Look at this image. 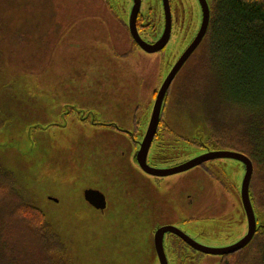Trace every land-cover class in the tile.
I'll use <instances>...</instances> for the list:
<instances>
[{"label": "rangeland", "instance_id": "374dc122", "mask_svg": "<svg viewBox=\"0 0 264 264\" xmlns=\"http://www.w3.org/2000/svg\"><path fill=\"white\" fill-rule=\"evenodd\" d=\"M157 2L150 0L155 9ZM176 2L179 9L191 15L192 23L198 24L197 1ZM103 3L0 0V162L13 169L17 190L44 213L61 242L63 233L72 236L79 264H150L141 248L149 230V214H138L145 211L143 200L150 203L148 208L163 214V221L181 226L199 244L229 246L245 231L228 227L234 224L230 214L239 215V204L235 206L232 198H226L216 181L202 170L167 176L159 182L139 179L137 174L128 177L125 172L115 176L111 159L121 163L123 159H117V155L124 152L127 156L129 144L111 127L90 124L89 118L94 117L85 111L94 112L96 119L99 116V120L119 123L132 117L135 108L136 114L144 115L145 110H137L136 105L143 110L153 102L160 80V74H155L165 73L169 61L186 43L182 35L187 34V22L177 33L182 40L177 47L167 45L164 54H144L135 48L123 57L122 49H128L127 45L112 54L103 40L98 11ZM78 11L81 13L75 15ZM204 44L203 40L174 78L167 95L166 120L179 131L199 127L224 147L238 149L249 144L254 154L246 134L251 130L258 147L251 189L255 194L258 191L264 206V162L258 156L264 148V107L257 108L254 116L236 117L237 110L230 109L221 97L207 94L204 85L209 65ZM211 98L214 112L208 107ZM51 113L57 125L43 127ZM213 164L222 166L229 181L242 178L238 161L225 159ZM86 189L105 194V214L85 201ZM124 200H133L135 206L124 204ZM126 211L136 213H122ZM217 214H225L223 221L216 218ZM210 216L213 218L208 219ZM153 219L151 214L150 221ZM20 245L15 240L0 244V264L29 263ZM254 248L252 245L233 254L228 258L230 264L256 263L260 247ZM135 252L137 257L132 256ZM49 255L54 262L70 264L64 251ZM219 259L198 254L194 264H217Z\"/></svg>", "mask_w": 264, "mask_h": 264}, {"label": "flooded vegetation", "instance_id": "af4514ba", "mask_svg": "<svg viewBox=\"0 0 264 264\" xmlns=\"http://www.w3.org/2000/svg\"><path fill=\"white\" fill-rule=\"evenodd\" d=\"M176 1L177 0H168L169 9L171 13V30H170V35H169V38L166 44L161 49L155 52H147L143 50V48H141V46L134 40V38L131 36V33H130L129 17H130L131 9L134 5L133 0H121L118 2H112L111 0H104L105 3H103L102 5L100 4L98 6V11H100V15H101L99 20L101 21V26H102V31H103L102 37H103L104 42L108 46L109 52L114 54L116 53L115 52L116 48H118L119 46L124 47L125 45H127L128 49L121 48L122 49L121 56L123 57L131 54L135 48L138 49V51L143 52L144 54H151V53L164 54V51L167 48V45H170V48L172 46H174L175 48L180 43H182V40H180V38L177 37V33L183 30L185 26V25L183 26V22L185 23L186 21L187 22V25H186L187 34L186 35L181 34L183 37L187 39L186 43L183 45L181 51L175 56V58L169 61L170 65H169L168 70L166 71V73H168V71L171 69V67L175 63V61L181 56V54L193 42L198 32V29L200 27V22H201L200 7H199V10H200L199 22L198 24H193L190 16L187 19L183 18V16L181 15V12H185V11L184 9H179L177 7L178 2ZM196 1L198 3V0ZM156 7L157 8L155 9L152 6V4L150 3V0H140L139 12L136 18V29L138 31L140 38L147 44H151V45L158 43L165 29V12H164V5H163L162 0H158ZM83 9L84 8H82V10ZM92 10H96V9L92 8ZM177 10H179V12ZM80 13L81 12L78 11V13H76L75 15L80 14ZM106 13L108 14L109 18L107 17ZM202 40L197 45V47L193 50V52L200 46V44L202 43ZM172 52L173 51L171 50V53ZM158 74H160V80L158 81L157 88L154 90L155 95L163 81L161 79H163L162 76L164 75V73L156 72L155 76ZM172 82L170 84V87L172 85ZM168 91H167V94H168ZM167 94L163 102V105L161 107V113L158 118L157 126L153 133V137L150 140L148 150L145 156V163H146L148 171H145L139 165L138 160H137V152L140 149V146H141V143L143 142L144 137L146 136V132L149 126L150 118H151L154 99H153V102L149 101L150 105H148L149 106L148 109L144 108L142 110L139 104L136 105L137 110L139 109L141 111L145 110L144 115L136 114L135 113L136 108H135L134 115L132 117H129V119L125 118L121 120L123 121L121 123H119L120 121L115 122L113 120H104V119L99 120V116H98V119H96L97 115L93 114L94 112L92 113V111H89V110H86L85 114H90L89 116L94 117V120H91L89 118L90 124L98 125L101 127L102 126L111 127V129H114L115 134L123 137L125 141L128 142L129 144L127 156L125 155L124 152L118 153L120 155L119 157L117 155V159L122 158L124 161L121 160V163L120 162L118 163V162H115L113 159H111V166H112L111 168H113V170L116 172L115 176H118L121 173L122 175H125L123 174V172H125L128 174L126 175L128 177H131V176L135 177V174H137L139 179L141 178H144V180L153 179L154 181L159 182L164 177L172 176L175 174H182V173L185 174V173H188L190 170L197 169L198 171L202 170V172L208 178H212L213 180H215L216 184L221 188L220 191L222 192V194L226 198L227 197H229V199L232 198V200H234L235 206H236V202L239 204V213H237L239 215L235 216L233 214H230L231 216L230 218L233 219L235 225L231 224L228 227H234L240 230H243V229L245 230L244 234H242L237 240L228 244L230 246L234 244L235 242H237L238 240H240L241 238H243L247 234L248 229H249L248 216L244 209L242 199H241L242 181H243V177L245 174V164L244 163H242L241 161L232 159V158L217 157V158H212V159L203 161L197 165L191 166L182 171L174 172V173L167 174V175H157L155 173L153 174L152 172H158L160 170L177 168V167H180L181 165L188 164L191 161H195L200 156L209 155L215 151L231 150V151H236L239 153H242V152H240L239 150H235L236 148L221 146L220 144L216 143L215 140H213L209 134L201 131L199 127H196V128L193 127L192 129L187 128L183 131H179L178 126L176 125L173 126L169 124L166 120L167 119L166 115L164 114L166 101H167ZM155 95H154V98H155ZM191 122H193V117L191 118ZM56 125L57 123H56L55 115L51 113L48 115L47 123L42 126L43 127H46V126L53 127ZM225 159H231V160H235L239 162V164L242 167V170H241L242 178H235V180L230 179L231 181H229V178H227L228 176L226 177L225 174L222 173L224 172V169L222 168V166L213 164L214 161H217V160L220 161V160H225ZM252 166H253V163H252ZM91 172H94V171H91ZM251 178H252V175H251ZM251 178H250L249 187H248L249 188L248 195H249V200H250L252 211H253V222H254V227H255L254 234L252 238L250 239V241L244 247H241L240 249L232 253H228L224 255L216 254L215 256H219L220 258L217 264L229 263V260H228L229 257H231L233 254L242 253L245 250H248L247 248L252 247V245H255V248L260 247V250H259L260 258L254 264H264V255L262 254V249H264V246H261V240L264 238V206L262 205L261 196L259 198L258 191H257V194H255L253 190L251 189V180H252ZM98 191L101 192L100 190ZM102 194L105 198V207L103 209H98V208L96 209L99 210L101 214H105V210L107 209V206H108V200L105 194L104 193ZM83 198H84V192H83ZM85 201L88 204H90L87 200ZM143 203H145V211L144 212L140 211L139 213L138 212L137 213L138 214H149V216L146 217L149 222V230L147 229L146 234H144L145 239L142 241V245H141V248L142 249L144 248V253L146 254L145 261L150 262V264H161L160 254L158 253L157 248H156V233L162 230L163 227L168 226V227L176 228L179 231H181L185 236H187L189 240L198 243L197 241L194 240L192 235L188 233L187 230H185L181 226L173 223V221L171 222L163 221V217H162L163 214L151 208H148L150 207V203H148L147 200H143ZM165 203L167 204L166 201ZM124 204L135 206V202L133 200L132 201L124 200ZM91 206L94 207L93 205ZM122 213L123 214H135L136 212L126 211ZM151 214H154V219L150 221ZM222 215L225 216V214H217L216 218H218V220L223 221ZM211 217L212 216H210L208 219H211ZM57 226L59 225L58 224L55 225L56 229H57ZM234 228L232 229L235 231ZM63 236L64 237L62 239L64 242H62V244H63V249L66 255V258L69 259L68 262L70 264H79L77 260L75 259V253H76L74 250L75 242L72 236L67 232L63 233ZM257 239L258 241L253 244L252 242ZM161 244H162L161 246H162L163 256L167 264H194L195 258L198 256V254H205L195 249L193 246H191L188 242H186L179 235L169 232V231H166L163 233ZM255 248L252 250H255ZM206 255H213V254H206ZM132 256L137 257L136 252L133 253ZM103 262L106 263V259L104 257H103Z\"/></svg>", "mask_w": 264, "mask_h": 264}, {"label": "trees", "instance_id": "16d2710c", "mask_svg": "<svg viewBox=\"0 0 264 264\" xmlns=\"http://www.w3.org/2000/svg\"><path fill=\"white\" fill-rule=\"evenodd\" d=\"M209 3L210 17L203 38L209 65L205 90L208 95L214 94L215 99L221 97L230 109H236L234 116H254L257 108L264 107V0H209ZM181 15L184 19L191 17L186 12ZM212 102L215 101L211 98L209 108ZM246 134L254 154L249 144L245 148L229 147L246 154L255 164L256 138L251 130ZM259 153L264 162V148ZM16 183L12 170L0 163V208L3 211L0 244L18 241L25 250L27 264H66L51 260L50 253L64 251L61 239L45 220L44 213L26 194L17 190Z\"/></svg>", "mask_w": 264, "mask_h": 264}, {"label": "water", "instance_id": "95a60500", "mask_svg": "<svg viewBox=\"0 0 264 264\" xmlns=\"http://www.w3.org/2000/svg\"><path fill=\"white\" fill-rule=\"evenodd\" d=\"M133 2H134V5L131 9L130 17H129V29H130L131 36L141 46V48H143V50L147 52H155L161 49L166 44L169 38V35H170V30H171V13L169 9L168 0H162L163 5H164V12H165V29H164L161 39L158 41L157 44L155 43L154 45L147 44L146 42H144L138 34V31L136 29V18L139 12L140 0H133ZM198 3L201 9V22H200V27L198 29V32L193 42L191 43V45L175 61V63L173 64L171 69L168 71V73L166 72L164 73L163 79H162L163 81L159 89L157 90V93L154 98V104L152 108L149 126L146 132V136L144 137L143 142L141 143L140 149L137 152L138 163L145 171H148L146 163H145V156L148 150L150 140L153 137V133L157 126L158 118L161 113V107L165 100L170 84L173 78L175 77V75L177 74V72L181 69V67L190 57L193 50L197 47V45L204 38L205 33L207 31L209 17H210L209 5H208L207 0H198ZM217 157L232 158V159L241 161L242 163L245 164V174H244L243 181H242L241 199H242V203H243L244 209L247 213L248 220H249V229H248L247 234L243 238H241L240 240H238L237 242H235L234 244L230 246H227L224 248H210V247H207L202 244L189 240L187 236H185L181 231H179L176 228L168 227V226L163 227L162 230L156 233V248H157L158 253L160 254L161 264H167L163 256V251H162V246H161L162 236H163V233L166 231L179 235L186 242H188L191 246L201 251L202 253L213 254V255H216V254L224 255V254L232 253L240 249L241 247H244L252 238L255 227H254V222H253V211H252V207H251V203H250L249 195H248V189H249L248 187H249V182H250V178H251L252 171H253V166H252L251 159L248 156L242 153L236 152V151H231V150L215 151L209 155L200 156L195 161H191L188 164L181 165L180 167L160 170L158 172H152V173L153 174L155 173L157 175H167V174H171L174 172L182 171L191 166L197 165L203 161H206L212 158H217ZM0 163L1 165H4L7 169L11 170V168H9L7 164H4L2 162ZM84 198L95 208L103 209L105 207V198L103 194L99 192L98 190L86 189L84 191Z\"/></svg>", "mask_w": 264, "mask_h": 264}]
</instances>
